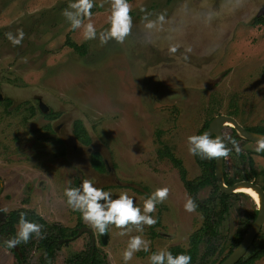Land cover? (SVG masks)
Listing matches in <instances>:
<instances>
[{
	"label": "rangeland",
	"instance_id": "obj_1",
	"mask_svg": "<svg viewBox=\"0 0 264 264\" xmlns=\"http://www.w3.org/2000/svg\"><path fill=\"white\" fill-rule=\"evenodd\" d=\"M68 3L0 0V211L22 210L73 231L88 228L105 264H123L129 236L139 234L136 226L128 225L132 231L124 236L111 225L99 234L65 203L63 190L93 178L113 198L127 191L142 209L148 194L168 187L167 198L150 214L157 223L142 226L149 252H136L128 264H149V253L160 248L188 249V237L201 227L202 217L184 210L189 194L178 169L159 151L167 148L181 161L186 179L195 180L202 167L198 155L188 152L187 137L201 134L214 117L230 116L251 132L264 133V24L255 23L264 19V0H132L129 34L103 45L84 40L82 28L69 27L61 15ZM110 4L95 0L91 20L98 33L108 27ZM148 20L156 26L146 28ZM17 28L25 35L13 46L4 34ZM67 38L85 45L86 55L68 47ZM172 45L178 46L174 54L168 51ZM38 98L50 116L38 111ZM77 121L91 147L108 161L103 176L86 151L74 149ZM222 133L228 147L229 137L241 147L224 159L228 178L249 180L251 159L253 182L263 187V151L257 153L255 143L235 136L228 126ZM210 191H199L197 198L206 199ZM236 195L220 227V249L209 264L225 256L236 230L257 207L245 194ZM14 229L16 234L18 225ZM91 242L86 233L75 237L48 264H64ZM42 258L36 246L27 248L25 264H45ZM0 264H18L1 243ZM255 264H264V257Z\"/></svg>",
	"mask_w": 264,
	"mask_h": 264
},
{
	"label": "clouds",
	"instance_id": "obj_2",
	"mask_svg": "<svg viewBox=\"0 0 264 264\" xmlns=\"http://www.w3.org/2000/svg\"><path fill=\"white\" fill-rule=\"evenodd\" d=\"M95 0H69L61 15L69 22V27L73 30L82 28L84 40L97 39L101 45L106 44L110 39L122 42L129 34L132 27V17L128 0H111L110 15L108 16V27L97 32L91 17ZM146 19V18H145ZM163 15L158 17L163 21ZM87 20V22H85ZM156 22L148 20L145 27L152 29ZM5 38L13 45H20L24 39V31L17 28L15 32H6ZM177 45L169 47V53H176ZM191 51V49H186ZM187 59V56H184ZM231 147H228L222 135L215 138L209 136L208 132L187 137L188 152L192 155H199L201 158L226 157L230 152L241 151L240 145L231 137L228 138ZM255 151H264V136L256 138ZM168 187L156 188L148 194L144 200L142 209L136 205L135 200L127 191H121L113 198L110 190L96 186L93 178H85L77 187L69 186L63 190L66 198L65 203L74 211H78L83 220L96 229L99 234H104L109 226L120 229L119 235L124 236L132 231L128 225L136 226L137 235L129 236L126 246L122 251L121 258L123 264H128L134 254L139 251L149 252L150 241L143 236V225H154L157 223L156 217L150 215L156 210V205L167 198ZM186 212H194L197 204L191 196H187L184 202ZM18 230L14 236L5 239L3 244L8 249H13L21 242L27 243L30 235L39 236L41 225L25 218L21 212L17 222ZM191 256L186 252L173 255L167 248H160L149 253V264H190Z\"/></svg>",
	"mask_w": 264,
	"mask_h": 264
},
{
	"label": "trees",
	"instance_id": "obj_3",
	"mask_svg": "<svg viewBox=\"0 0 264 264\" xmlns=\"http://www.w3.org/2000/svg\"><path fill=\"white\" fill-rule=\"evenodd\" d=\"M132 1V0H128ZM95 10L92 9V12ZM131 16V14L129 13ZM264 24V19L257 20L255 23ZM66 45L70 47L74 52L79 53L82 57L86 55L87 51L85 45H77L70 41V39H66ZM74 136L78 139V141L83 142L84 144L90 143V138L86 129L83 127L80 121H77L74 124ZM209 123L205 124L202 131L207 129ZM252 131V130H250ZM235 133V131L233 130ZM259 135H264L260 133V131L253 132ZM214 138V137H213ZM161 152L162 156H166L168 160L178 169V173L180 179L183 181V186L185 187L189 196H191L194 202L197 204L196 211L200 213L202 217V224L201 227L191 234L188 237V249H182L180 247H171L169 251L176 255L181 252H186L191 256L190 264H209V260L217 254V251L220 249V227L223 224L226 215L230 210V200L232 197L236 195H227L221 193L219 188L216 184V179L214 176V167H215V157L210 158L208 163L201 161L199 157H197V161L199 165L202 167V174L195 180H187L186 179V171L182 167V163L179 159L175 158V156L167 149L163 148ZM242 159H244L243 155L239 154ZM262 156L264 157V151L262 152ZM93 166L97 171H103V163L101 158L98 154L93 156ZM248 165L250 166L251 176L255 177V173L252 169V160H247ZM233 180L229 179L227 175L224 174V183L227 186L233 185ZM210 187L211 191L208 197L204 200H199L197 198V194L199 191ZM264 189V186H263ZM0 192H1V185H0ZM23 212L25 214V218L34 222L35 220L42 226L47 227L49 232L52 235H49L45 238V240L41 241L40 248L43 249H51L53 244L49 245L50 240L54 237L60 236L63 237L67 233L69 235L75 234V231L72 229H65L57 225H47L45 222L36 217V215L32 213H27L22 210H17L10 212L8 214L7 221L3 224H0V233L13 235L14 236V226L17 224L19 219V214ZM257 215V210H253V212L248 216V219L240 226L234 236L231 239V247L227 250L225 256L218 262L220 264L232 251L236 248L239 243L241 242L243 236L255 220ZM34 220V221H33ZM81 217L78 219V225H80ZM200 245H202L203 250L200 251ZM46 253L47 260L50 256L48 251ZM17 256L18 261L21 263L24 260L22 256V260ZM262 257H264V234L260 231L259 234L255 237L252 245L250 246L249 250L247 251L246 255L241 258L236 264H255L259 261ZM67 264H105L104 259L97 254L95 251L92 250L91 246L88 247L84 252L74 255L70 260H68Z\"/></svg>",
	"mask_w": 264,
	"mask_h": 264
},
{
	"label": "water",
	"instance_id": "obj_4",
	"mask_svg": "<svg viewBox=\"0 0 264 264\" xmlns=\"http://www.w3.org/2000/svg\"><path fill=\"white\" fill-rule=\"evenodd\" d=\"M40 107L44 111V108L41 104ZM225 126L232 128L235 131V136L252 143H255L257 137L263 136L245 130L234 118L226 115H219L214 117L209 122L207 129H205L202 133L208 132L210 137L222 135V128ZM198 157L201 159V161L205 163L209 162V158L206 159L201 158L199 155ZM223 159L224 157L215 158L214 176L219 191L227 195H232L237 193L238 188L248 187L253 189L258 194L259 197V203L256 207L257 215L255 220L253 221V223L245 233L239 245L236 248H234L233 251L220 263V264H236L241 258H243L246 255L255 237L259 234L262 227L264 226V190L258 184H255L250 181H240L234 183L231 186L225 185L223 178ZM1 218H3V213H0V219ZM81 231L91 232L90 229L83 228L78 232L77 235H79Z\"/></svg>",
	"mask_w": 264,
	"mask_h": 264
},
{
	"label": "flooded vegetation",
	"instance_id": "obj_5",
	"mask_svg": "<svg viewBox=\"0 0 264 264\" xmlns=\"http://www.w3.org/2000/svg\"><path fill=\"white\" fill-rule=\"evenodd\" d=\"M40 104L43 106V108H44V111L41 109V107H40ZM37 109H38V111L41 113V115H43V116H45V117H48V116H50L51 114H52V111L50 110V108H49V110L45 107V103H43V101L41 100V98H38L37 99ZM225 127H227V126H225ZM244 128V127H243ZM223 129V128H222ZM245 130H247V131H250V130H248L247 128H244ZM233 130V129H232ZM251 132V131H250ZM234 133V132H233ZM253 133V132H252ZM256 134V133H255ZM264 134V133H263ZM222 135H223V133H222ZM234 135H235V133H234ZM88 136H89V134H88ZM264 136V135H263ZM214 137V136H213ZM212 137V138H213ZM224 137V136H223ZM90 138V137H89ZM215 138V137H214ZM225 139V138H224ZM226 142V141H225ZM78 143H79V145H78V147L75 145V147H74V149L77 151V149H78V152H80V153H83L84 151H86L87 153H88V156H89V163H90V165L92 166V168L94 169V166H93V162H92V160H93V156L95 155V154H98L99 156H100V158H101V161H102V165H103V171H97L96 169H94L96 172H98V174H100L101 176H103V174L105 173V172H107V171H109V167H108V161H107V159L106 158H104V156H103V154H102V152L96 147V148H92L91 146L93 145V143H92V141H91V138H90V143L89 144H84L83 142H81V141H78ZM227 144V143H226ZM264 158V157H263ZM210 159V158H209ZM224 159H225V157H224ZM224 159H223V178H224V174L226 175V173H225V162H224ZM254 172V171H253ZM255 173V172H254ZM250 174H251V172H250ZM228 177V176H227ZM255 177H256V175H255ZM255 177H252L251 176V178L249 179V180H247V181H250V182H253V179L255 178ZM2 180H1V178H0V185H1V189H2V182H1ZM253 183H255V182H253ZM233 184H234V182H233ZM256 184V183H255ZM261 187V186H260ZM262 189H263V187H261ZM264 190V189H263ZM236 194H241V193H235V194H232V195H236ZM243 194V193H242ZM237 196V195H236ZM13 212V211H12ZM0 213H3V218H1L0 219V224H3V223H5L6 221H7V218H8V215H5L4 214V212H2V211H0ZM36 217H38V218H40V219H42L40 216H37L36 215ZM3 219V220H2ZM43 220V219H42ZM34 221V220H33ZM44 222H45V224H47V225H49V226H51V225H56V224H49V223H47L45 220H43ZM35 223H38L36 220L34 221ZM39 224V223H38ZM17 225V224H16ZM15 225V226H16ZM14 226V227H15ZM58 226V225H57ZM60 227H62V226H60ZM62 228H64V227H62ZM65 229H68V228H65ZM83 229V228H82ZM81 230V228H76V231H75V234H74V236L73 235H69L68 236V234L67 233H65L66 235L65 236H63V237H60V236H57L56 235V237H54V238H52L51 240H50V243H49V245H51V244H53V247L51 248V249H43V248H40L39 247V245H41V241H43V240H45V238L47 237V236H49V235H52V233L51 232H49V229H47V227H41V233H40V235H39V237L40 238H36V240L37 241H33V239L35 238V234H32V235H30V238H29V240H28V242L27 243H23V242H21L19 245H17L15 248H13V249H8V248H6L5 246H4V244H3V241L5 240V239H8V238H11L13 235H8V234H3V233H0V238L3 240L2 242H0L1 244H2V246H4L5 247V249H8L9 251H11L14 255H15V257L17 258V256L16 255H18V257L22 260V256L24 257V260H22L21 261V263L18 261V259H17V261H18V264H25V262H26V252H27V248H30L31 246L32 247H34V246H36L37 247V249L38 250H40L41 251V254H42V256H43V258H42V262H44L45 264H48V263H50L51 261H53L54 259H55V254H56V250L60 247V246H62V245H66V244H68L72 239H74L75 237L77 238V237H79L80 235H82V234H84V233H86V234H89V237H90V239L92 240V242H91V245H89L88 247H90L91 246V248H92V250L94 251V246H93V244H94V242H93V232L91 231V232H88V231H83V232H81L79 235H77L78 234V232ZM262 230V229H261ZM14 235H15V229H14ZM37 237V236H36ZM244 237V236H243ZM26 247H25V246ZM26 250V251H25ZM86 250V249H85ZM85 250H83V251H80L79 253H76V254H74V255H77V254H80V253H82V252H84ZM46 251H48V254L49 255H52L51 256V258H50V256H49V258L47 259V260H45V258H46ZM74 255H71L69 258H67V259H65V261H64V264H67V262H68V260H70Z\"/></svg>",
	"mask_w": 264,
	"mask_h": 264
},
{
	"label": "bare ground",
	"instance_id": "obj_6",
	"mask_svg": "<svg viewBox=\"0 0 264 264\" xmlns=\"http://www.w3.org/2000/svg\"><path fill=\"white\" fill-rule=\"evenodd\" d=\"M229 125V124H227ZM237 192L239 193H243L245 194L246 196H248L256 205H258L259 203V197H258V194L251 188H248V187H240L237 189Z\"/></svg>",
	"mask_w": 264,
	"mask_h": 264
}]
</instances>
